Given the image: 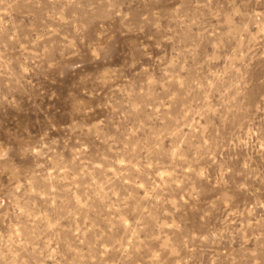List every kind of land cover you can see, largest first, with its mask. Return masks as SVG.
I'll return each instance as SVG.
<instances>
[{"label":"rangeland","instance_id":"rangeland-1","mask_svg":"<svg viewBox=\"0 0 264 264\" xmlns=\"http://www.w3.org/2000/svg\"><path fill=\"white\" fill-rule=\"evenodd\" d=\"M0 264H264V0H0Z\"/></svg>","mask_w":264,"mask_h":264},{"label":"clouds","instance_id":"clouds-1","mask_svg":"<svg viewBox=\"0 0 264 264\" xmlns=\"http://www.w3.org/2000/svg\"><path fill=\"white\" fill-rule=\"evenodd\" d=\"M7 153H4L3 155H0V160H3L6 158Z\"/></svg>","mask_w":264,"mask_h":264}]
</instances>
